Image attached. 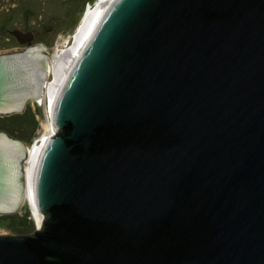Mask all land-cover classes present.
Segmentation results:
<instances>
[{
	"label": "water",
	"instance_id": "95a60500",
	"mask_svg": "<svg viewBox=\"0 0 264 264\" xmlns=\"http://www.w3.org/2000/svg\"><path fill=\"white\" fill-rule=\"evenodd\" d=\"M0 55V117L50 73L34 35ZM38 160L32 234L0 264H264V0H113L67 75ZM0 131V216L25 203Z\"/></svg>",
	"mask_w": 264,
	"mask_h": 264
},
{
	"label": "rangeland",
	"instance_id": "374dc122",
	"mask_svg": "<svg viewBox=\"0 0 264 264\" xmlns=\"http://www.w3.org/2000/svg\"><path fill=\"white\" fill-rule=\"evenodd\" d=\"M100 0H0V55L21 52L26 45L20 44L11 35L12 31L20 30L24 33L31 32L34 35L33 44L42 45L47 51L50 63V73L43 85L41 96L37 100H30L31 115H28L30 127L21 131L11 128L13 133L5 130L11 136L24 142L28 156L35 149L36 143L42 140L46 132V126L51 121L50 100L46 93L54 80L53 59L59 57L62 52L72 48L75 36L85 19ZM48 99H47V98ZM35 117L36 129L32 132ZM7 122L10 119L5 118ZM22 137V138H20ZM16 218L0 217V235L32 234L40 228L32 217V211L25 199V203ZM43 220V218H42Z\"/></svg>",
	"mask_w": 264,
	"mask_h": 264
},
{
	"label": "bare ground",
	"instance_id": "6f19581e",
	"mask_svg": "<svg viewBox=\"0 0 264 264\" xmlns=\"http://www.w3.org/2000/svg\"><path fill=\"white\" fill-rule=\"evenodd\" d=\"M113 0H100L96 7L90 10L89 14L83 20L76 36L75 42L72 48L65 50L62 54L53 59V69H54V76L55 77L53 82L49 84L47 96L50 100V108L51 112H53L54 104L57 99V96L66 81L67 75L73 68L74 63L76 62L78 56L82 52V49L89 38L94 25L97 24L98 20L102 16L105 9L112 3ZM46 84V83H45ZM43 90V87H42ZM47 98V97H46ZM47 98V99H48ZM52 118V113H51ZM54 129L52 127V122L50 121L46 126V132L44 137L41 141L36 143L35 149L30 153L28 161L25 163V199L29 204V207L32 211V217L37 222L38 226H41L42 223V214L39 213L34 205L33 201V189H34V180H35V173L38 164V160L40 158V154L42 153L46 140L53 136Z\"/></svg>",
	"mask_w": 264,
	"mask_h": 264
},
{
	"label": "trees",
	"instance_id": "16d2710c",
	"mask_svg": "<svg viewBox=\"0 0 264 264\" xmlns=\"http://www.w3.org/2000/svg\"><path fill=\"white\" fill-rule=\"evenodd\" d=\"M31 109L30 107L29 108H26L25 112L22 113V114H15V115H11V116H8V119L11 120V122H7L5 118L7 117H0V128H5L4 125H6V123L9 125V126H6L7 128L5 130H7L8 132L10 133H13L12 129L11 128H17V129H20L21 131L23 130H26L30 127V120L28 119V115H31ZM32 120L34 122L33 126H32V132L35 131L36 129V122H35V117L32 115ZM22 138V137H20ZM23 140V139H22ZM0 217H4V218H16L15 215H6V216H0Z\"/></svg>",
	"mask_w": 264,
	"mask_h": 264
}]
</instances>
